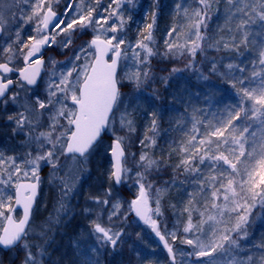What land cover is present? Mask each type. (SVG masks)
Masks as SVG:
<instances>
[{"label": "snow or ice", "instance_id": "1", "mask_svg": "<svg viewBox=\"0 0 264 264\" xmlns=\"http://www.w3.org/2000/svg\"><path fill=\"white\" fill-rule=\"evenodd\" d=\"M126 5L135 7V0H0V126L10 128L12 142L0 146V248L22 253L20 264H64L66 253L54 260L49 251H56L51 229L32 223L40 173L48 167L59 189L58 224L104 148L106 181L85 196L95 208L83 209L95 213V244L71 264H101V253L126 244L141 222L162 242L168 264H264V235L254 242L250 232L254 219L264 222V0H177L163 50L154 35L158 12L133 41ZM89 32L91 39L75 44ZM51 48L71 55L49 57V70L44 52ZM155 57L185 61L162 78L165 84L189 72L229 86L193 93L205 107L178 113L164 132L182 135L164 146L155 110L133 140L138 109L131 101L155 83ZM169 168L172 178L161 181ZM173 189L182 199L179 207L167 205L177 220L169 230L163 202Z\"/></svg>", "mask_w": 264, "mask_h": 264}, {"label": "trees", "instance_id": "2", "mask_svg": "<svg viewBox=\"0 0 264 264\" xmlns=\"http://www.w3.org/2000/svg\"><path fill=\"white\" fill-rule=\"evenodd\" d=\"M155 2L156 0H139L136 2L135 4H138L137 13L133 17L132 22L129 23V28L130 30L133 28L142 29L145 24L151 22V13L153 11H157L158 15L156 19L154 35L160 49L163 50V41L167 30L174 22H176L177 19L174 17V5L177 0H159L158 8L155 6ZM146 12L147 15L145 14ZM215 23L216 17H213V21L210 24V29L215 27ZM86 37H89V35H86ZM209 55L217 56L225 55V53L217 54L215 52H210ZM151 63L152 72L156 77L155 84H152L153 87H151V84L150 86H146L145 94L143 93L146 98L151 100V102L149 103V108H147V110L135 114L137 117V133L133 136V140H136L137 137L143 136L145 127L150 123L151 120V117L148 116L147 113L156 109V111L161 116L160 131L163 137V139L158 140V144L164 146V142L170 137L179 138L182 135V133L179 132H169L167 134L164 132L165 129L170 128V122L175 121L178 113H184L185 108L187 107L188 115L190 116L192 107H205L202 97L197 98L195 95H193V93L197 91L204 93L208 88L228 89L229 86L223 83L219 77L214 75L210 76L208 81H198L195 75L189 72L172 76L170 79H168L167 84H165L162 78L169 76V70L173 66L183 68L185 61L168 62L162 60L160 57H155L152 59ZM205 72H207V66H205ZM153 92H155V95H153ZM151 106H155L156 108L152 109ZM131 150L139 153V148L135 144L132 146ZM155 155L160 156L159 149L156 150ZM106 163L109 165L107 160ZM172 163H175L174 158ZM88 174L91 180H94L96 177V180L101 178L104 181V179L107 177V169L106 171L101 172L100 175L98 174V177L95 176L97 173L95 172L94 168H91L88 171ZM171 178L172 171L171 168H169L161 176L160 180H170ZM180 178L183 179V177ZM95 189L96 188H94V190ZM121 190L125 191L123 188ZM96 191L98 190L96 189ZM127 194L129 197L130 193L127 192ZM83 195V198H85V194ZM181 199V195L178 194L175 189H173L163 202L165 206L166 223L169 230L173 229V226L177 223V220L176 217L172 215V212L167 207V205L170 201L171 203L177 204L179 207V202ZM82 202L83 199H80V202L78 203L79 208H81ZM45 217L46 218L43 219L46 221V223H49V218L47 216ZM85 226L87 229H84V225L79 224L78 222L74 223L71 220V222L65 225L66 228L64 226L61 228V230H64L65 232L61 235H55V241L59 239L61 241L60 243H55V245L59 244L58 246L54 245L56 251L49 249V251L52 252V258L54 260L66 253L67 255L64 256V264H71V261L76 257V253L79 250L87 251L90 246L95 244V240L91 235L89 226ZM82 230H84V234L80 233ZM130 231L133 233V235L127 240L126 244L118 247L114 253H112L110 249L101 253V264H168L167 257L161 248L155 243L150 231L147 230L146 226H134L132 229H130ZM136 232L141 233V238L138 239L135 236ZM250 232L252 240L254 242H259L262 235H264V222L251 228ZM49 236H51V234ZM77 242L80 245V249L74 247ZM177 246H179L178 241ZM137 253H139V255H137ZM1 255L6 254L1 253ZM7 264L12 263L7 262Z\"/></svg>", "mask_w": 264, "mask_h": 264}, {"label": "rangeland", "instance_id": "3", "mask_svg": "<svg viewBox=\"0 0 264 264\" xmlns=\"http://www.w3.org/2000/svg\"><path fill=\"white\" fill-rule=\"evenodd\" d=\"M139 0H135V3L138 2ZM107 2V0H105V3ZM137 9H138V4H135V7H133L132 5H126L125 6V15L126 16H131V21L133 20V17L136 15L137 13ZM129 22V23H130ZM86 35H89V37H86ZM137 35V29L133 28L130 30L129 25H128V29H127V36L130 40H135ZM166 36V35H165ZM89 38H91V32L81 36L79 39H77L75 41V44L78 45L79 43L82 44L83 40L84 42L89 40ZM79 41V43H78ZM78 43V44H77ZM79 44V45H80ZM71 55L70 51H64L63 53L61 52V50L59 48H54L53 52H50V54H48L47 60H46V65L45 67L47 69H51V65L49 63H47L48 58L49 57H53L55 60L57 61H63L65 60L68 56ZM46 79V77H45ZM153 87L152 84L155 83H151L149 82L147 84V86ZM146 88V87H145ZM145 88L142 90V94L140 95V99L139 100H132L131 101V105L132 107H136L138 109V111L135 114H138L141 111H145L147 110V108H149V103L151 102V100H149L148 98H146V96H144L145 94ZM44 89V83L43 80L40 82V86H39V91L43 92ZM123 91L125 92H131V86H129L128 88H125ZM144 93V94H143ZM158 105V104H157ZM151 108H156L155 106H151ZM156 111V109H155ZM8 135H10V128H5L3 126H0V146H8L10 145L12 142L8 140ZM110 142V138L106 137L105 138V148L107 146V144ZM104 151L105 149L102 148L100 150V154L96 155L95 157H93L88 165V169L90 170L91 168H94L95 172L97 173L95 176L98 177V174L100 175L101 172L106 171V169H108L109 165L106 163V160L108 161V157L106 155H104ZM133 151V150H132ZM138 154V153H137ZM107 164V165H106ZM49 171L50 169L48 167H44L42 169L43 173V178L42 183H41V197L39 198L36 210L34 211V216H33V225L36 227V229L39 231L41 229V226H47L49 229H51V231L48 232V235L51 234V236H54V238L58 235L64 234V230L62 231L61 228L66 224H68L69 222H71V220L76 223L78 222L79 224L84 225V229H87V226H89V230H92V226L90 224V221L95 219V213L93 212L92 214H86L83 209L87 206L89 208H95V205L92 204L90 201H86L85 198H83V194H86L91 192L93 194H96L98 191L101 190L102 185L104 184V182L106 181V179H104V181L99 178L96 180V177L94 180H91L89 177L88 172L85 173L84 177L82 178V180L80 181L79 185H78V190L76 195H74L71 200L69 201V209L70 211L68 212L67 215H63L61 214L60 216V222L57 224L54 222L55 217H56V207H57V202L59 200V189L56 185H53L49 182ZM94 188H96L98 191H96V189L94 190ZM121 194L125 197L128 198V194H127V190H120ZM82 194V195H81ZM82 196V197H81ZM80 199H83L82 202V206L81 208H79L78 203L80 202ZM254 211L253 216H256V212ZM47 216L48 218L51 217L52 221H50L49 223H46V221L43 218H46L45 216ZM104 222L106 223V216L104 218ZM262 223L259 219H254L253 223L251 224V228H253L254 226H256L257 224ZM77 227V226H75ZM66 228V227H65ZM147 230L149 231V228L146 227ZM80 233L84 234V230H82ZM56 235V236H55ZM60 243V239L55 241V243ZM59 244H56L55 246H58ZM180 246V245H179ZM187 247V246H184ZM6 255H1L0 252V264H7V262H11L12 264H20V261L22 259V253L21 254H17L16 250H10L9 252L5 253ZM4 256V257H3Z\"/></svg>", "mask_w": 264, "mask_h": 264}, {"label": "flooded vegetation", "instance_id": "4", "mask_svg": "<svg viewBox=\"0 0 264 264\" xmlns=\"http://www.w3.org/2000/svg\"><path fill=\"white\" fill-rule=\"evenodd\" d=\"M58 11H63V4H61L60 5V7L58 8ZM83 42H84V40H83ZM78 43H79V41H78ZM77 43V44H78ZM80 44V43H79ZM78 44V45H79ZM53 50H54V48H51V49H48V50H46L45 52H44V58H45V61L47 60V57H48V54H50V52H53ZM42 172V171H41ZM43 173H40V175H41V179L43 178V175H42ZM41 197V185H40V190H39V195H38V198H37V203H36V207H37V204H38V201H39V198ZM36 207H35V209H34V211L36 210ZM34 211H33V216H34ZM33 216H32V222H33Z\"/></svg>", "mask_w": 264, "mask_h": 264}, {"label": "water", "instance_id": "5", "mask_svg": "<svg viewBox=\"0 0 264 264\" xmlns=\"http://www.w3.org/2000/svg\"><path fill=\"white\" fill-rule=\"evenodd\" d=\"M37 199V198H36ZM36 204V203H35ZM34 207H35V205H34ZM34 209V208H33ZM141 225H142V222H141ZM151 231V230H150ZM152 233V232H151ZM152 235H153V239H154V241L159 245V247L162 249V251L165 253V255H166V257H167V251H166V249H164L163 248V244H162V242H160L159 241V238L158 237H156L155 236V234L154 233H152ZM2 251H7V250H9V249H4V248H0Z\"/></svg>", "mask_w": 264, "mask_h": 264}]
</instances>
